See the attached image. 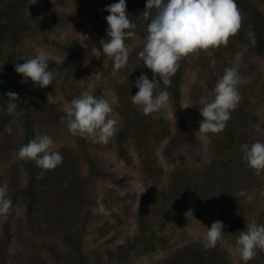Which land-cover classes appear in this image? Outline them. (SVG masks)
I'll use <instances>...</instances> for the list:
<instances>
[{
    "label": "rangeland",
    "instance_id": "1",
    "mask_svg": "<svg viewBox=\"0 0 264 264\" xmlns=\"http://www.w3.org/2000/svg\"><path fill=\"white\" fill-rule=\"evenodd\" d=\"M32 1L33 10L40 12L42 21L50 17L49 26L30 38L21 54L31 58L33 49L46 52L57 63L54 73L57 81L55 90L40 88L31 81L27 96L32 105L40 108L39 134L52 137L55 150L60 154L77 157L83 172L92 177L100 201L93 208L88 226L87 243L96 250L94 255H102L103 264H116L110 250L139 232V214L145 204L153 219V228L157 229L159 246L156 250L133 256L125 264H214L207 259H179L188 245L202 244L207 227L218 220L225 226L223 239L217 244L221 258L228 264H244L227 249L234 246L247 223L264 225V172L255 175L243 161L241 150L245 143L264 142V56L251 48L250 40L239 38L241 27L229 37L227 46L182 59L177 71L181 76L179 81L174 82L172 77L170 87L161 85L162 90L169 93L170 102L167 109L157 115L167 119L172 133L151 152L156 160L152 161L161 168L159 175L147 177L138 150L130 143L127 144V156L120 150L118 134L124 117L116 109L120 104L117 86L128 80L133 69L144 65L138 53L143 48L147 31L144 34L142 31L145 30H138L135 37L126 38L128 64L115 71L113 60L102 52L101 42L107 39L105 17L110 13L105 9L119 0ZM136 1L126 0L130 20ZM256 2L264 7V0ZM228 67H236L248 81L239 85L241 100L231 112V118L239 128L235 137L237 142L226 138L227 125L217 134L198 132L203 119L199 110L203 106L201 100L214 98L215 84ZM84 68L88 73L77 76L75 70ZM84 93L103 96L113 107L111 116L118 125L116 134L107 144L72 136L66 124L61 123V117L66 119L65 106ZM223 138L230 146H224ZM175 174L183 178L178 188L180 193L184 191L183 194L175 193L170 187ZM11 182L10 163L0 158V187H6V194ZM241 190L252 193L253 200L248 202L245 196L239 201L235 195ZM110 194L115 197L112 206L104 201ZM117 196L129 204V212L120 206ZM226 204L230 206L229 210ZM188 209L193 210L190 219L185 216ZM233 215L240 217L235 228L232 226ZM5 221L6 215H0V231ZM161 236L166 238L165 245ZM16 250L17 240L5 264H11ZM248 264H264V252L258 250L255 259Z\"/></svg>",
    "mask_w": 264,
    "mask_h": 264
},
{
    "label": "trees",
    "instance_id": "2",
    "mask_svg": "<svg viewBox=\"0 0 264 264\" xmlns=\"http://www.w3.org/2000/svg\"><path fill=\"white\" fill-rule=\"evenodd\" d=\"M236 3L242 15L239 38L250 40L251 48L264 56V7L256 0H236ZM146 4L147 0H137L132 11L131 21L137 25L135 33L145 30L142 31L145 34L150 22L143 17ZM40 15V12L33 10L32 0H0V158L10 163L12 172V182L6 194L12 201V209L11 214L6 215L0 231V264L7 262L16 240L17 250L11 264H103L102 255H94L96 250L87 243L93 208L100 203L99 194L95 191L92 177L81 169L79 159L61 154L62 164L48 171L43 179H37L41 169L35 162H25L18 158L19 148L39 134L40 108L32 105L30 96H27L31 80L22 83L23 77L15 71V65L30 59L21 54L25 44L49 26L47 24L50 17L42 21ZM53 19L55 20L54 17ZM7 48L12 49L11 52L6 51ZM37 53L35 49L31 50V58ZM56 66V61L49 58L48 70L53 73L54 79L48 87L52 90H55L57 81L54 74ZM75 72L77 76H81L87 74L88 69H76ZM142 73L147 74L150 80L153 77L152 71L143 65L133 69L128 80L117 86L120 104L116 109L124 117L123 127L118 134L119 145L122 154L127 156V144L130 143L138 150L147 177H156L161 168L154 162L156 160L151 152L164 137L172 133V129L165 117L157 115L159 113L145 116L132 104L131 96L138 91L135 82ZM180 77L176 73L173 76L174 82H178ZM9 91L18 94L17 110L24 111L23 116L15 118L11 135L5 131V127L14 119L6 110L9 99L6 93ZM240 115L244 117L242 113ZM237 131V124L230 118L225 132L228 136L226 138L230 142H237ZM221 142H224L225 147L230 146L227 139L223 138ZM181 180L183 178L175 174L170 182L175 193L184 192L180 193L178 189ZM116 200L120 206L130 211L124 198L117 196ZM104 201L112 206L115 197L110 194L104 197ZM225 207L230 209L228 204ZM141 208L139 232L110 250L111 258L114 262L116 260V264H125L133 256L156 250L159 246V235L157 229L153 228V219L145 204ZM233 218L232 226L236 227L240 217L233 215ZM162 238V244L165 245L166 238ZM221 256L218 245L212 251H205L202 244L188 245L179 261L194 258L207 259L214 264H228Z\"/></svg>",
    "mask_w": 264,
    "mask_h": 264
},
{
    "label": "clouds",
    "instance_id": "3",
    "mask_svg": "<svg viewBox=\"0 0 264 264\" xmlns=\"http://www.w3.org/2000/svg\"><path fill=\"white\" fill-rule=\"evenodd\" d=\"M126 0L109 5L105 10L110 13L105 17L107 39L102 41V52L113 60V68L119 71L128 64L129 49L126 38L135 37L137 25L127 14ZM147 24V35L142 50L138 53L143 64L152 71L150 80L147 74H141L136 80L138 89L131 96V102L143 115L148 116L167 109L170 95L164 88L171 86V78L180 68V61L189 55H198L201 51L227 46L229 37L236 34L242 23V15L236 0H147L143 12ZM49 56L46 52H38L34 58L26 59L23 64L17 63L15 71L23 77L22 83L29 79L34 85L46 88L52 84L54 76L48 70ZM159 77V79H157ZM162 82V83H161ZM236 67H228L213 89L214 98L201 100L199 110L203 119L200 121L199 133H220L231 118L241 100L239 85L247 83ZM7 113L14 117L5 127L11 135L12 124L24 115L23 109L18 111L19 96L9 91ZM50 100V94H49ZM65 117L61 123L66 124L72 136L90 139L93 143L107 144L116 134L118 121L112 118L113 107L103 96L96 97L88 93L74 98L63 109ZM56 144L47 134H38L34 139L21 146L18 158L25 162L33 161L41 169L37 179L56 169L63 162L62 155L55 150ZM242 159L247 166L259 176L264 172V142L245 143L241 146ZM6 187H0V215H10L12 201L6 197ZM247 197L253 200V194L241 190L235 197ZM186 218L193 217V210L188 209ZM247 223V222H246ZM224 224L215 221L202 238L205 251L215 249L223 239ZM228 252L239 257L244 264L255 259L257 251L264 252V225L256 222L247 223L244 231H240L234 246Z\"/></svg>",
    "mask_w": 264,
    "mask_h": 264
}]
</instances>
